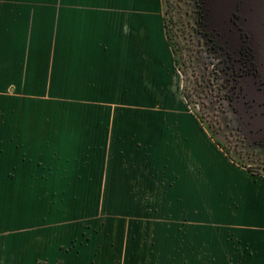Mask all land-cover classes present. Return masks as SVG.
Listing matches in <instances>:
<instances>
[{"label":"crops","instance_id":"obj_1","mask_svg":"<svg viewBox=\"0 0 264 264\" xmlns=\"http://www.w3.org/2000/svg\"><path fill=\"white\" fill-rule=\"evenodd\" d=\"M163 4V0H0V65L7 52L3 50L17 46L16 56L19 50L32 57L35 39L45 33L51 39L57 32L58 55L75 60L76 72H96L91 86L106 89L96 103L114 104L113 114L122 110L121 117H107V142L111 136L121 140V172L139 185V196L156 193L164 183L171 185L176 175L185 176L184 184L195 185L196 174H191L197 162L205 213L217 220L215 226L206 227L210 243L223 254L224 247L233 263L264 264V173L234 162L196 127L181 93ZM80 57L84 69L79 67ZM24 127L12 115L10 130L0 138V264H117L107 242L75 240L78 227L71 230L68 223L77 217L68 216L65 207L52 206L57 194H50V179L32 156L33 129ZM74 160L68 162L76 166ZM91 165L99 168L96 161ZM109 167L116 171L118 165L113 160ZM79 168L63 177L69 174L71 182L80 175L87 178ZM37 183L43 186L36 188ZM164 199H174L172 187ZM141 226L158 233L172 227ZM152 242L160 253L170 246ZM225 255L221 264L230 262L223 261Z\"/></svg>","mask_w":264,"mask_h":264},{"label":"rangeland","instance_id":"obj_2","mask_svg":"<svg viewBox=\"0 0 264 264\" xmlns=\"http://www.w3.org/2000/svg\"><path fill=\"white\" fill-rule=\"evenodd\" d=\"M163 3L166 35L180 74L181 93L196 127L204 130L234 162L248 166L256 174L264 173V113L257 106L261 99L252 96L249 88L254 70L251 50H255L251 43L252 39L257 41L254 26L250 24L253 28L248 29L242 23L249 31L228 30L218 0ZM49 34L35 39L32 57L19 50L16 56L17 46L3 50L7 52L1 56L0 65V138L10 130L12 115L18 119L19 127L33 129L32 156L42 166V174L50 179V194H57L52 206L65 207L68 216L77 217L73 224L68 223L71 230L78 227L75 240L107 242V251L117 255V264H221L224 254L223 261L237 264L224 247V254L218 252L207 237L206 227L215 226L217 220L205 213L202 170H197V162L190 172L192 176L196 174L195 185L184 184L185 176L176 175L171 185L164 183L158 192L139 196V185L130 183L121 172V140L111 136L107 142V117L122 110L113 114L114 104L96 103L98 95L101 98L106 93L105 88L91 86L96 72H76L75 60L58 55V33L51 39ZM79 67L85 68L81 57ZM21 119L24 120L20 122ZM259 128L263 132L257 134ZM93 135L99 141L98 150ZM73 159L76 166L68 162ZM91 160L99 163L98 169ZM113 160L118 165L116 171L109 167ZM76 161H80V168ZM75 168L86 171L82 174L87 178L80 175L71 182L69 174L63 177L64 172L72 173ZM42 186L35 184L36 188ZM171 187L172 201L164 199ZM35 196H39L37 191ZM160 224L172 227L158 233L141 226ZM153 240L170 246L161 247L160 253Z\"/></svg>","mask_w":264,"mask_h":264},{"label":"flooded vegetation","instance_id":"obj_3","mask_svg":"<svg viewBox=\"0 0 264 264\" xmlns=\"http://www.w3.org/2000/svg\"><path fill=\"white\" fill-rule=\"evenodd\" d=\"M245 0H238L236 1L235 7L234 9L231 11V13L229 14V18L228 21L225 22V25L227 26L228 30L233 29H242L243 25L242 23L245 25L247 24L244 20L246 19V17H242V12H241V5ZM229 24V25H228ZM245 28V29H244ZM243 29L246 31H249L248 29H252L250 28V26L247 28L244 27ZM253 31V30H252ZM253 36H250V39ZM252 46L254 47V51L251 50L253 53V57H252V63H253V67L254 70L251 73L250 79V85L249 88L251 89L252 92V96H256L259 99H261V101H258V105L259 107H261V112L264 113V58L262 56V54H260L261 52L258 50L257 46L258 44L252 39ZM257 46H256V45ZM257 48V49H256ZM240 86V85H239ZM257 134L263 132V128H259V130H257Z\"/></svg>","mask_w":264,"mask_h":264},{"label":"water","instance_id":"obj_4","mask_svg":"<svg viewBox=\"0 0 264 264\" xmlns=\"http://www.w3.org/2000/svg\"><path fill=\"white\" fill-rule=\"evenodd\" d=\"M236 1L238 0H218L219 10L223 11L228 21V16L234 9ZM252 1V3H251ZM245 0L241 5L242 17H246L244 20L247 24L246 26H254V36L258 44V50L261 52L264 58V7L261 9V5L264 4V0ZM250 3V5H249ZM253 3H255L253 5ZM248 18V19H247ZM226 21V22H227ZM229 23V21H228ZM251 24V25H250Z\"/></svg>","mask_w":264,"mask_h":264}]
</instances>
